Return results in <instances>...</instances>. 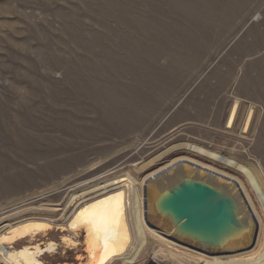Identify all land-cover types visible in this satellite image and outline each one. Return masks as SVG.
I'll list each match as a JSON object with an SVG mask.
<instances>
[{"label":"rangeland","instance_id":"obj_1","mask_svg":"<svg viewBox=\"0 0 264 264\" xmlns=\"http://www.w3.org/2000/svg\"><path fill=\"white\" fill-rule=\"evenodd\" d=\"M187 148L264 209V0H0V228L61 225ZM158 248L134 264H185Z\"/></svg>","mask_w":264,"mask_h":264},{"label":"bare ground","instance_id":"obj_2","mask_svg":"<svg viewBox=\"0 0 264 264\" xmlns=\"http://www.w3.org/2000/svg\"><path fill=\"white\" fill-rule=\"evenodd\" d=\"M238 105L237 101L228 129ZM216 165L187 148L150 169L140 181L126 176L103 188L78 204L61 225L34 219L15 225L6 222L0 228V264H134L152 243L185 264H264L263 206L257 208L248 179L234 178ZM188 182L210 184L225 202L227 220L219 238L172 224L163 197ZM55 233L60 234V244L38 243V237ZM25 239L28 245L13 247ZM255 243L256 247L247 253L225 255ZM60 247L74 253L73 262L53 259ZM45 255L53 260L47 262Z\"/></svg>","mask_w":264,"mask_h":264},{"label":"water","instance_id":"obj_3","mask_svg":"<svg viewBox=\"0 0 264 264\" xmlns=\"http://www.w3.org/2000/svg\"><path fill=\"white\" fill-rule=\"evenodd\" d=\"M163 201L173 225L220 237L226 224L227 211L225 202L210 184L185 183L164 195Z\"/></svg>","mask_w":264,"mask_h":264}]
</instances>
